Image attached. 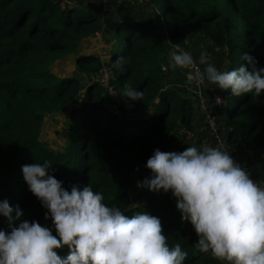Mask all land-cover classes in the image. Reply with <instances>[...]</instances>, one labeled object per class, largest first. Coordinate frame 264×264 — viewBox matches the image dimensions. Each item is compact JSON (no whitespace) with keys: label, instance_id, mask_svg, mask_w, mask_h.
<instances>
[{"label":"trees","instance_id":"1","mask_svg":"<svg viewBox=\"0 0 264 264\" xmlns=\"http://www.w3.org/2000/svg\"><path fill=\"white\" fill-rule=\"evenodd\" d=\"M149 1L167 26L166 35L123 18L112 30L106 62L121 91L126 87L143 91V100L134 102L138 108L152 107L151 117L144 119L111 114L100 103L99 84L88 81L82 91L79 87L78 75L93 76L101 67L96 55L77 51L81 40L101 33L97 15L69 1L0 0V200L22 212L15 224L37 221L51 228V220L44 219L46 209L28 190L21 170L25 164L47 160L52 164L50 174L64 188L89 185L103 194L107 206L128 216L147 212L158 217L169 246L179 243L187 253L184 264H222L195 248L198 238L191 224L181 220L171 191H149L145 185L140 187L141 202L132 205L131 187L133 175L140 182L152 176L146 162L155 149L180 153L194 146L170 137L181 126L192 140L195 129L193 102L165 85L163 61L173 52L169 44L182 47L193 35L225 54V71L244 63V53L264 67V0ZM71 54L75 75H56L54 63ZM213 92L224 101L226 145L239 143L261 154L264 94L257 98ZM64 111L65 140L46 144L40 138L44 122ZM0 229L10 231L3 217ZM57 252L65 257L68 249Z\"/></svg>","mask_w":264,"mask_h":264},{"label":"clouds","instance_id":"2","mask_svg":"<svg viewBox=\"0 0 264 264\" xmlns=\"http://www.w3.org/2000/svg\"><path fill=\"white\" fill-rule=\"evenodd\" d=\"M241 60L238 68L220 71L201 51L203 71L197 68L189 80L199 86L206 79L215 85L210 90L228 91L233 97H261L264 67L248 53ZM193 63L187 51L169 54L168 68L188 69ZM94 75L90 82L96 84ZM120 94L133 101L144 95L131 87ZM190 100L196 110L195 98ZM222 100L215 97V105ZM51 166L45 160L21 169L28 190L46 209L44 219L51 220V228L37 221L15 224L22 212L0 200V217L10 229H0V264H184L187 253L179 243L169 246L158 217L147 212L128 216L107 206L103 194L89 185L82 189L72 185L68 190L50 174ZM146 167L152 176L137 186L171 191L181 220L191 224L198 238L195 248L200 253L222 264H264V187L232 155L210 146H188L180 153L155 149ZM65 247L68 254L61 257L57 250Z\"/></svg>","mask_w":264,"mask_h":264},{"label":"crops","instance_id":"3","mask_svg":"<svg viewBox=\"0 0 264 264\" xmlns=\"http://www.w3.org/2000/svg\"><path fill=\"white\" fill-rule=\"evenodd\" d=\"M71 1L74 5L80 6L84 8L87 12L93 13L98 16L100 21L101 33L108 34L110 38H112V30L114 25L119 22L123 18H129L133 20H138L145 27L149 28L155 34H163L165 35L168 31L167 26L161 22L159 14L156 10L149 9V7L142 2L141 0H68ZM98 33L90 35L79 43L83 45L82 42L85 40H92L95 35ZM112 42L111 40H108ZM94 44L93 48H78L77 51L87 53H92L96 55L101 60V65H106V62L109 58L110 45H105L99 48H96V43L93 40ZM189 53H191L192 57L199 65L201 71H203L204 66L199 64V57L201 51H206L209 55L210 62L216 66L220 71H225L226 69V56L225 54L218 48L212 47L205 40L197 36H191L188 43L183 45ZM170 52V51H169ZM171 53V52H170ZM73 55V54H72ZM168 60L163 61V70L166 71V77L164 78L165 85L169 88L177 91L181 96L188 97L189 99H193L194 101V93L197 89H194L192 85V81L189 80V75H187L182 69H171L168 68ZM64 60L59 61L63 62ZM57 64V63H56ZM52 66L53 71L56 75L62 74H73L75 75L73 62L67 61L64 68H60L59 71L55 70V65ZM78 81L80 83L81 91L86 85V82L90 81L91 75H78ZM112 83V82H111ZM215 85H211L205 79V83L201 89H198L200 93L204 94L206 97L214 94L213 90L210 88H214ZM191 89V90H190ZM117 94H120L121 90L116 87ZM111 97V93L102 92L100 103L107 109H110L117 112L118 115L122 117H136V118H144L149 119L152 115V107L146 108H138L135 105L133 100H130L120 94V97ZM121 99V101H119ZM127 101V102H126ZM119 104L122 108L118 107ZM127 106V109L124 106ZM223 111L224 106L221 107L220 110L217 111L216 119L218 123H220L221 128L223 130V134H225V128L222 125L223 119ZM193 123L195 127V138L190 141L185 139L182 136H176L171 134V140L183 145H194L196 147L210 146L214 147L212 134L208 129L202 127L199 121V114L196 110L193 112ZM232 156L236 160L237 163L240 164L242 168L248 170L251 176L254 179H257L260 182H264V158L261 154H257L255 152L249 151L245 149L241 144L236 143L232 147Z\"/></svg>","mask_w":264,"mask_h":264},{"label":"built area","instance_id":"4","mask_svg":"<svg viewBox=\"0 0 264 264\" xmlns=\"http://www.w3.org/2000/svg\"><path fill=\"white\" fill-rule=\"evenodd\" d=\"M61 1H65V0H61ZM141 1L144 2L149 7V9H152V6H150L151 3L149 0H141ZM168 48L170 49V51H187L184 47H176V46H173L170 44H169ZM193 60H194V58H193ZM197 68L200 69L199 65L194 60V63L190 68L182 69V70L190 76V75L195 74V70ZM110 75L111 74L106 67H100L97 70V72L93 78V80L96 84H99L103 90H107V91H104L106 93H111V85L112 84L110 83V80H111ZM204 83H205V80L202 84L197 86V84L192 82L194 89H197L194 93V98L196 100L195 101V104H196L195 108L199 114V121H200L202 127H205L206 129H208L210 131V133L212 134V140H213L214 147L219 148L223 151H227L230 155H232L231 154L232 153L231 152L232 147L236 143L233 145H230V146L226 145L223 130L221 128L220 123H218V121L216 119L217 111L221 108V106L223 104V100H222V103L220 105H215V97H217L219 95L212 94L209 97H206L204 94L200 93L198 89H201L203 87ZM112 113H115V111H112ZM173 134L176 136H182L187 140H190V137H191V133L188 131H185L181 126H179ZM192 140H190V141H192ZM261 156L264 158V149L261 153ZM246 171L250 174V172L248 170H246ZM250 176H251V174H250ZM251 178L259 186L264 187V182H260L257 179H254L252 176H251Z\"/></svg>","mask_w":264,"mask_h":264},{"label":"rangeland","instance_id":"5","mask_svg":"<svg viewBox=\"0 0 264 264\" xmlns=\"http://www.w3.org/2000/svg\"><path fill=\"white\" fill-rule=\"evenodd\" d=\"M65 1H68V0H65ZM69 2H71V1H69ZM93 38L94 39H92L91 41L90 40H85V42L83 41L82 42L83 45H80L78 48H93V49H95L94 47H92L94 44L93 40L96 43L95 47L99 48V47L104 46V44L109 45L110 41H108V40L111 39L108 34H103L100 32L98 35H95ZM114 49H115V45H113V50ZM67 61L73 62V55L72 54L65 57L63 62H60V63L56 62L57 64L54 63V64H56L54 67L55 70L59 71V69L61 67L64 68ZM71 67L74 68V65ZM74 72L76 73V68H74ZM104 91H107V90H104ZM115 96L120 97V94H117L116 86L113 83L111 85V97L110 98H113ZM119 101H121V99ZM118 107L122 108V106L120 104ZM124 108L127 109V106L125 105ZM66 119H67L66 118V111L50 115L43 124V127L41 129V133H40V138L46 144H53V143H57L59 141L62 142L63 139L65 140V136H63V134L65 132L64 127H65ZM60 127H62V133L60 131ZM178 127L179 126H177L176 129ZM133 178H134V176H133ZM136 180H137V182H136ZM140 181H141V178L136 177V179L134 180L133 185L131 187V204L132 205L139 204L142 200V194H141L140 187L137 186L138 182H140Z\"/></svg>","mask_w":264,"mask_h":264}]
</instances>
